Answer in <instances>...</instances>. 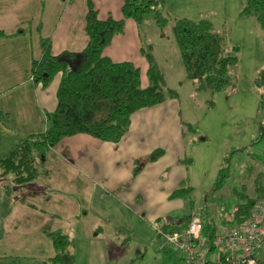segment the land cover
Wrapping results in <instances>:
<instances>
[{"label":"crops","instance_id":"obj_1","mask_svg":"<svg viewBox=\"0 0 264 264\" xmlns=\"http://www.w3.org/2000/svg\"><path fill=\"white\" fill-rule=\"evenodd\" d=\"M165 1L174 19L212 22L211 15L221 12L231 19L223 18L226 25L229 23L227 28L242 35L251 34L252 26L258 27L255 17L240 16L245 0ZM90 5L101 21L124 20V33L114 37L103 56L115 63L134 64L141 71L142 88L149 86V64L142 53L147 45L140 25L124 18L123 0H0V32L4 34L0 35V158L25 137L45 133L47 115L55 112L58 105L63 73H58L48 88L36 86L31 77L32 61L42 58V40L46 39L55 57L77 54L72 62L78 68L82 63L79 54L89 43L86 16ZM173 39L168 38L166 29L163 33L159 30L158 40H150L149 46L153 47L168 88L176 90L179 98L134 113L129 132L119 143L80 134L51 148L42 164L43 173L34 183L44 189L43 193L14 201L2 219L0 264H21L17 256L34 264H46L56 256L48 231H62L73 240L70 251L75 255V264L134 261L135 249L130 246L135 243L153 242L158 253L165 252L158 249L154 223L169 232L184 230L191 211L198 205L219 213L217 218L202 214L205 236L210 229L217 233L219 228L238 225L236 210L246 195L239 191L245 190L241 186L229 188L224 181L218 185L224 169L217 179L203 183L198 166L194 168V161L187 156L188 147L198 142L193 139L188 145L187 135L198 131L184 134V124L190 123L183 117L182 86L187 81L197 90L186 77ZM176 47L179 55H173ZM258 60L263 67L264 55ZM256 127L253 125L251 139L256 136ZM156 150H163L164 155L136 173L137 163ZM260 188L264 186L256 187L254 197L247 195L260 196ZM179 191L184 193L174 198ZM212 196L222 200L226 196V201L218 202ZM211 252L214 251L207 254L208 259ZM262 254L257 257L259 264H264L259 258ZM177 255V264H181V256Z\"/></svg>","mask_w":264,"mask_h":264},{"label":"trees","instance_id":"obj_2","mask_svg":"<svg viewBox=\"0 0 264 264\" xmlns=\"http://www.w3.org/2000/svg\"><path fill=\"white\" fill-rule=\"evenodd\" d=\"M123 1L124 18L132 19L138 25L145 18L152 17L163 33L172 21L165 0ZM240 16L255 17L264 39V0H245ZM124 27V20L109 18L101 21L97 10L90 5L86 16L89 43L79 54L82 63L75 71L67 63L74 60L77 54L65 53L55 57L50 40H42V58L32 61L31 77L36 86L48 88L55 76L63 73L57 94L58 105L55 112L47 115L45 133L25 137L12 152L0 158V181H7L10 185L4 196L7 201L16 191L43 193L44 189L35 187L34 183L43 173L45 155L63 139L84 134L103 142L119 143L129 132L134 113L179 98L176 90L168 88L152 46L149 50L142 48L149 64L147 88H142L141 71L134 64L115 63L103 56L114 37L124 33ZM173 34L186 77L198 92L219 93L232 86L230 71L240 65L241 49L239 46L228 48L225 36L217 33L210 20L173 19ZM0 35L4 34L0 32ZM65 57L69 58L68 61L64 60ZM254 84L261 92L260 112L264 108V69ZM263 127L261 123L260 128L264 131ZM196 131L194 125L184 124V134ZM163 155V150L154 151L137 163L135 172L138 173L147 163L158 161ZM224 172H220L218 185L224 181ZM260 191L261 195L256 198L244 194V204L241 203L236 210L238 224L248 219L256 204L264 198V188H260ZM183 193L176 192L173 197H180ZM191 218H188L187 224ZM210 230L207 234L209 241L216 234L215 229ZM47 236L53 242L56 256L45 263L75 264V255L70 251L73 240L62 231H48Z\"/></svg>","mask_w":264,"mask_h":264},{"label":"rangeland","instance_id":"obj_3","mask_svg":"<svg viewBox=\"0 0 264 264\" xmlns=\"http://www.w3.org/2000/svg\"><path fill=\"white\" fill-rule=\"evenodd\" d=\"M211 16L210 19L217 33L225 36L226 46L228 48L239 46L243 49V52L241 50L242 62L230 71L232 86L223 92L194 91L191 83L187 81L185 86H182L181 102L184 120L194 125L198 131L196 134L188 133L187 135L188 145L193 139L198 140L194 147L193 145L188 147L187 156L194 161V168L198 166L197 169L202 175L203 183L212 180L213 177L217 179L220 170L224 169L222 179H224L225 186L227 183L229 188L241 186L240 189L243 188L245 191L240 190V193L254 197L256 187L264 186V131L260 128L261 123L264 125V110H262L264 108L258 112L261 105V96L258 98V94L260 95L261 92L254 86L256 77L264 69L258 60L260 55H264L263 31L258 24V27L250 28L251 34L242 35L230 27L227 28L229 23L226 25L224 19L231 20L229 16L223 17L221 12ZM173 19L166 28L168 38L171 40L174 38ZM140 30L149 50L150 40L151 42L158 40L159 29L153 18L147 17L141 23ZM173 41L175 43V39ZM174 54L179 55L177 47ZM170 79L173 80V76ZM253 125L257 126V133L251 139L255 132ZM252 140L253 142H250ZM8 184L7 181H0V227L6 211L10 209L14 200H20L28 195L26 192L16 191L7 201L4 196L10 188ZM191 184L194 185V182ZM227 193L229 194V191ZM212 198L218 202L222 200L218 196H212ZM223 198L222 201H226V196ZM5 201L7 203H4ZM203 213L216 218L219 214L216 210L212 211L208 207L198 205L191 211V216L198 215L202 218ZM235 227L219 228L217 232L229 231ZM156 246L153 242H149L148 245L143 243L131 245L130 248L135 249L133 253L135 260H129L128 263L124 261L121 264L178 263L177 254L171 251L158 253ZM216 256V252L209 254V258L213 260ZM259 258L264 262L263 254ZM17 259L22 262L21 264H34L33 261H24L20 256H17ZM123 259L127 260L126 256Z\"/></svg>","mask_w":264,"mask_h":264},{"label":"built area","instance_id":"obj_4","mask_svg":"<svg viewBox=\"0 0 264 264\" xmlns=\"http://www.w3.org/2000/svg\"><path fill=\"white\" fill-rule=\"evenodd\" d=\"M153 228L158 249L179 254L181 264H258V255L264 253V198L248 219L234 229L217 232L211 241L198 215L181 231H165L159 223H154ZM210 251L216 252L214 260L207 258Z\"/></svg>","mask_w":264,"mask_h":264},{"label":"water","instance_id":"obj_5","mask_svg":"<svg viewBox=\"0 0 264 264\" xmlns=\"http://www.w3.org/2000/svg\"><path fill=\"white\" fill-rule=\"evenodd\" d=\"M68 64L70 65V68H71L73 71L76 70L75 67H73V62H72V61H68Z\"/></svg>","mask_w":264,"mask_h":264}]
</instances>
